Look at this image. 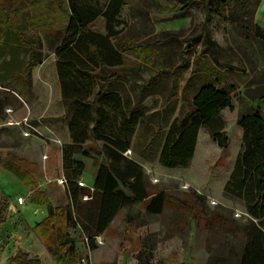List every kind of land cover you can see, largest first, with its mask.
<instances>
[{
  "label": "rangeland",
  "instance_id": "374dc122",
  "mask_svg": "<svg viewBox=\"0 0 264 264\" xmlns=\"http://www.w3.org/2000/svg\"><path fill=\"white\" fill-rule=\"evenodd\" d=\"M241 4L244 7H238ZM13 7L28 11L30 19L35 14L37 18L35 26L24 31L21 43L12 42V48L0 49V167L20 157L37 159L41 162L38 176L54 178L63 172L57 152L67 144L60 138L69 130L65 105L59 97L54 54L63 32L47 24L56 25L65 5L63 0H0L4 15L12 14ZM182 9L176 0H126L119 14L116 29L126 46V59L105 93L118 95L125 115L115 104L97 99L95 103L105 111L97 141L89 139L83 146L94 165L103 161V151L112 142L127 144L124 153L142 163L151 190L167 192V203L160 215L147 214L143 205L121 210L106 238L97 235L100 240L95 241L99 249L94 264H102L106 257L112 258L107 264H117L125 246L132 250L139 235L150 233L158 239L153 264H209L227 255L240 241L218 223L207 227L205 221L215 213L243 225L251 219L243 199L224 193V185L243 149L240 119L256 108L264 117V39L245 31L249 21L264 28V0H229L223 7L198 0ZM45 11L50 20L45 19ZM41 22L44 26H37ZM90 28L104 34L103 17H98ZM207 35L220 46V53L206 43ZM30 51L34 57L30 75L19 74ZM96 75L95 90L106 79L101 71ZM205 82L226 91L233 105V109L224 108L220 114L227 144L219 147L208 130L200 126L188 164L164 167L158 162L164 137L174 119L187 117L196 89ZM24 117L35 130L26 131L22 123H16ZM132 117L135 122L130 120ZM43 152L53 156L51 167L48 158L42 160ZM84 178L77 180L91 183L90 169L85 170ZM1 180L0 170V264H11L8 257L18 247L19 234L28 230L24 222L50 214L52 204L41 206L27 197L21 206L16 197H24L27 188L8 180L2 187ZM197 195L199 203L195 201ZM57 197L64 199L63 194ZM143 225L156 230L144 232V228L137 227ZM76 238L81 240L78 234ZM77 254L79 262L86 258L89 264L87 257Z\"/></svg>",
  "mask_w": 264,
  "mask_h": 264
},
{
  "label": "trees",
  "instance_id": "16d2710c",
  "mask_svg": "<svg viewBox=\"0 0 264 264\" xmlns=\"http://www.w3.org/2000/svg\"><path fill=\"white\" fill-rule=\"evenodd\" d=\"M201 1L223 7L229 0ZM176 2L185 11L198 0ZM63 3L65 7L59 20H56V25H47L63 32L62 40L54 54L71 138V143L63 146L61 150L69 202L62 208L53 209L43 221L36 223L35 229L47 239L56 232L57 242L52 245L47 242L52 248V254L59 264H75L78 254L73 241L66 237L65 227L79 226L85 236L89 237L88 246L93 250L96 248L93 237L102 234L123 207L149 198L146 211L150 214H162L167 203V192L151 190L142 167L122 154L128 146L119 140L105 147L103 153L109 162L98 165L93 190L77 184L84 163L73 158V155L88 154L83 144L89 139L91 142L97 141L98 127L105 112L95 101L101 99L111 102L125 115L118 95L105 92L109 89V81L119 76L118 67L123 65L126 59L127 49L120 31L116 29L120 24L119 14L126 0H107L105 3L99 0H63ZM238 7H244V4ZM18 8L13 7L10 15H4L0 10V49L12 48V42L21 43L24 31L35 26L37 15L30 19L28 11H18ZM45 15V19L50 20L47 11L44 12ZM100 16L104 19V34L90 28ZM37 26L44 25L41 22ZM245 31L264 39V28L252 21L247 22ZM205 41L215 53L222 51L208 35ZM33 66V51H30L29 59L23 61V67L18 69V73L29 76ZM99 71L106 74V79L95 90L96 72ZM190 80L187 81L185 90ZM91 96L93 99H90ZM191 105L192 110L187 117L174 119L164 137L159 153V162L164 167L173 168L188 164L193 156L200 126L208 130L219 147L223 148L227 144L228 139L222 133L224 123L220 114L224 108L233 109L228 93L211 82H205L196 89ZM130 120L136 121L134 117ZM239 124L243 128V149L236 157L233 170L224 185V193L242 198L251 219L243 225L233 218L215 213L205 221L207 227L209 224L218 223L220 227L238 236L240 241L237 247L228 250L227 255L217 257L209 264H264V117L260 109L256 108L253 113L242 117ZM21 161L22 159H11L5 165L20 180H30L34 172L24 167ZM119 182L128 190V194ZM84 194L90 198L82 200ZM194 197L199 203L200 197ZM32 201L43 205L51 204L48 201L37 202L34 198ZM157 243L155 233L142 237L141 249L135 255L137 264H153V251ZM11 260L17 264H39L38 260L27 259V255L22 252L17 253Z\"/></svg>",
  "mask_w": 264,
  "mask_h": 264
},
{
  "label": "crops",
  "instance_id": "0c3cea01",
  "mask_svg": "<svg viewBox=\"0 0 264 264\" xmlns=\"http://www.w3.org/2000/svg\"><path fill=\"white\" fill-rule=\"evenodd\" d=\"M57 73V71H56ZM58 77V75H57ZM59 81V80H58ZM60 85V84H59ZM59 97L61 98V91H60V86H59ZM62 99V98H61ZM61 140H63L64 142H66L67 144L71 143V138H70V134L66 133V136L64 135L62 138H60ZM57 150V148H56ZM127 150V149H126ZM125 150V151H126ZM78 154L80 153H76L73 155V158L81 161L84 163V169L81 172V174L79 175V177L81 179H85L84 175H85V170L88 168L91 170L92 172V180L91 183H87L85 180V187H93V183H94V177H95V173L96 170L98 168L99 164H107L109 162V160L106 158V156L103 153V161L99 162V163H95L94 165L91 164V161L87 156L84 157H80ZM125 157H127L128 159H131L135 162H137L140 166H143L141 162L131 158L130 156H128L127 154H125L124 152L122 153ZM45 155L42 160H45L46 158H48V167H51V162L53 160V156L49 155L46 152H43L41 154ZM17 159H22L21 164L26 167L29 168L31 170H33L34 174L32 175L30 180H20L16 175H14L11 171H9V169L7 168L6 165H3L2 167H0L1 169V176L3 177V180H1L2 182V187L3 183H5L7 180L8 182L14 183L16 182L19 185L24 186L25 188H27V193L24 196V202L23 203H19L21 206L23 204H25V201L27 199V197H31L34 198L37 202H41V201H48L52 204V211L54 208H62L65 205L68 204L69 199H68V195L66 192V188H65V182L60 184V183H54L53 184V180L59 179V178H64V174L61 171V174L59 176L56 177H52L51 176H46L43 178L42 176H38L39 171H40V163L37 159L33 160V159H29L27 157H20V158H16ZM159 159V157H158ZM57 161L60 164V167L62 165V159H61V150L58 149L57 152ZM56 162L55 156H54V163ZM159 162V160H158ZM160 163V162H159ZM92 166V167H91ZM50 172V170L48 171V173ZM144 173V172H143ZM65 179V178H64ZM79 179V180H81ZM148 182V181H147ZM53 184V185H52ZM120 184V182H119ZM149 187L151 188L150 184L148 183ZM120 186L123 188V190L125 191V193L128 194V190L126 188H124L121 184ZM4 190V189H3ZM158 190H164V189H158ZM156 191V190H154ZM165 191V190H164ZM5 192V190H4ZM6 193V192H5ZM64 195V199L60 200V198H58V195ZM19 196V195H18ZM17 199V197H16ZM149 198L144 199L141 202H137L133 205L130 206H126L123 207L121 210L126 209L127 207H134V206H139V205H143L144 206V210L147 214H150L146 211V204L148 202ZM41 206H44L43 204H41ZM166 207V206H165ZM164 207V210H165ZM120 210V211H121ZM163 210V212H164ZM120 211L116 214V216L112 219V221L110 222V224L108 225V227L105 229V231L102 234H99L100 238H106L107 232L109 231V228L111 226V224L113 223V221L115 220V218L120 214ZM163 214V213H162ZM49 215V214H48ZM48 215L46 216H42L41 218H36L37 220L32 221L31 223H27L24 222L25 224H27L28 226V230L27 231H23L20 232L19 237H20V241L17 242L18 247L15 248V250L12 252V254L8 257L9 261L11 262L12 257L15 256L17 253L22 252L25 253L27 255V259H35L38 260L39 264H59L57 262V260L55 259L54 255L52 254V248L51 246H49L47 244V242H49L51 245L55 244L57 235L56 232H54V234H52L50 236L49 239L46 238L45 235H41L40 232L38 231V229H35V225L38 222L43 221ZM150 215H160V214H150ZM124 224H127L124 222ZM139 229L140 228H144L142 229L144 232H151V231H155L156 228L155 227H150V229H147V226L143 225V226H137ZM128 227H125V229ZM65 231L67 233V238L69 240L73 241V246L76 250V252L81 253L84 257H87L89 264H94V254L95 251L99 248H95L93 250L88 251L89 246L86 245L83 242V236L85 235L82 230L80 229L79 226L76 227H65ZM75 231L76 234H72V232ZM78 234V237L80 236L81 240H78V238H76V235ZM97 236V235H96ZM141 237L138 238L137 243H136V247H134L132 250H129L127 248V246H125L122 249V252H120V254L118 255V259H117V264H137V260H136V254L140 251L141 249V239L142 237H144V235H139ZM119 237H117L116 239H118ZM116 241V240H114ZM117 243V241H116ZM118 244V243H117ZM88 246V247H86ZM117 249H118V245ZM64 253L65 255V249H64ZM66 257V256H65ZM112 258L111 257H106V259L102 262V264H107V262L111 261ZM11 264H17L15 262H11ZM75 264H81L79 261H77V263ZM97 264H101L99 262H97Z\"/></svg>",
  "mask_w": 264,
  "mask_h": 264
},
{
  "label": "built area",
  "instance_id": "2783aa9c",
  "mask_svg": "<svg viewBox=\"0 0 264 264\" xmlns=\"http://www.w3.org/2000/svg\"><path fill=\"white\" fill-rule=\"evenodd\" d=\"M16 123H17V124L22 123V124L24 125L26 131H28L29 129H33V130H35V128H34L33 125L30 123V121L27 119V117L22 118L21 120L17 121ZM44 156H45V155H43V157H44ZM57 182L60 183V184H62V183L65 182V179H64V178H59V179H57ZM77 184H78L79 186H86L85 183H84L82 180H77ZM90 189L93 190V187H91ZM81 198H82L83 200H87V199L90 198V196H88L87 194H84ZM17 202H18V203H23V202H24V197H23V196H18V197H17ZM93 239H94V241H99V240H100V239H99V236H94ZM89 240H90L89 237H87V236H85V235L83 236V242H84L86 245H88ZM80 262H81V264H88L87 261H86V258H82Z\"/></svg>",
  "mask_w": 264,
  "mask_h": 264
}]
</instances>
